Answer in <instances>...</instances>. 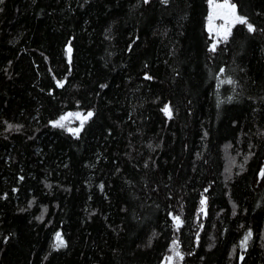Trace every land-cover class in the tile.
Returning <instances> with one entry per match:
<instances>
[{"label": "trees", "instance_id": "trees-1", "mask_svg": "<svg viewBox=\"0 0 264 264\" xmlns=\"http://www.w3.org/2000/svg\"><path fill=\"white\" fill-rule=\"evenodd\" d=\"M230 1L214 52L208 0L0 2V264H264V0Z\"/></svg>", "mask_w": 264, "mask_h": 264}, {"label": "snow or ice", "instance_id": "snow-or-ice-1", "mask_svg": "<svg viewBox=\"0 0 264 264\" xmlns=\"http://www.w3.org/2000/svg\"><path fill=\"white\" fill-rule=\"evenodd\" d=\"M0 2H2V0H0ZM145 3H148L149 0H144ZM162 2L164 4L168 3V0H162ZM209 6H210V12H209V16H208V32L210 35H212L213 33H215V35L217 37H219L222 40H227L228 37L231 35V30L232 27L235 24H243L247 26V29L249 32H253L255 31V26L250 23L247 19L246 16L243 15H239L237 13V5L234 3H231L230 0H224V3H216L215 0H208ZM219 18L222 19L224 21V24L220 25V26H216L214 21ZM220 39H216L214 40V42L212 43L211 47H210V51H215L217 44L220 42ZM66 52L68 54V58L69 61L71 60V52H72V48L69 42V46L66 48ZM220 72L223 73L224 69H220ZM146 79H152L151 76H145ZM63 81L57 80L56 84L57 87H63ZM223 83H228V84H234L235 82L231 79H228L227 81H221V84ZM231 99V97H229V100ZM161 111L165 114V116H167L169 119L172 118L173 116V109L171 107L170 104H165L163 106V108L161 109ZM75 115L76 119L80 120V127L78 128H73V127H68L66 121H68L69 117ZM93 116V112L89 111L86 115L83 113H68L66 115L61 116L58 120L55 121H51L50 123L52 124L53 127H58V128H66L68 132L72 133L75 136H79L80 132L82 131L83 127H84V123L87 122L91 117ZM13 127H16L17 129L20 127L19 125L13 126L11 124L8 125L9 129H12ZM261 176H264V169L261 170ZM20 179H23V177H20ZM101 189H103V185H100ZM205 192H207V189H205ZM200 212L202 214L206 215V205H207V197L203 196V198L200 201ZM37 219H43V216L38 217ZM173 221L174 224L177 228V230H179L180 226L183 224V220L181 219L180 216L176 215L173 216ZM252 233L251 231L247 232L243 239L240 242V248L246 250L247 246H248V242L251 239ZM199 239V233H197V240ZM66 241L64 240V237L62 235V233L57 232L55 234V242L53 244V247L55 249H60L63 247H66ZM172 255L166 257V261L168 262V264H172L173 260H180L182 261L184 259L183 254L180 251V247H179V241L178 239L173 240L172 241ZM233 251L235 252V249H233ZM240 260H243L244 257L241 254L240 255Z\"/></svg>", "mask_w": 264, "mask_h": 264}, {"label": "rangeland", "instance_id": "rangeland-1", "mask_svg": "<svg viewBox=\"0 0 264 264\" xmlns=\"http://www.w3.org/2000/svg\"><path fill=\"white\" fill-rule=\"evenodd\" d=\"M215 2L216 3H224V0H215ZM231 2V1H230ZM232 3V2H231ZM209 10H211L210 9V6H209ZM237 13H238V10H237ZM239 14V13H238ZM240 15V14H239ZM209 16V15H208ZM214 23H215V25L218 27V26H220V25H222V24H224V21L222 20V19H219V18H217L215 21H214ZM207 26H208V22H207ZM232 29H233V27H232ZM232 31V30H231ZM211 36V38L213 39V42H214V40H216V39H220L219 37H217L216 35H215V33H213L212 35H210ZM221 40L222 39H220V42H221ZM219 42V43H220ZM218 43V44H219ZM68 113H77V112H67V113H65V114H63V115H66V114H68ZM79 113H81V112H79ZM62 115V116H63ZM60 118V117H59ZM58 118V119H59ZM57 119V120H58ZM66 123H67V126L68 127H73V128H78V127H80V120H78V119H76V117H75V115H72V116H70L69 117V119H68V121H66ZM85 124V123H84ZM173 253H171V254H169L168 256H171ZM167 256V257H168ZM163 264H168V262L165 260L164 261V263ZM172 264H181V261L180 260H173V262H172Z\"/></svg>", "mask_w": 264, "mask_h": 264}]
</instances>
